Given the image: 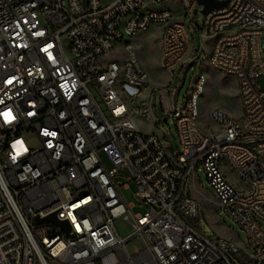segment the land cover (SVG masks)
<instances>
[{
    "label": "built area",
    "instance_id": "2783aa9c",
    "mask_svg": "<svg viewBox=\"0 0 264 264\" xmlns=\"http://www.w3.org/2000/svg\"><path fill=\"white\" fill-rule=\"evenodd\" d=\"M215 1L203 14L197 0H0V264H264V0ZM151 25L166 82L131 42ZM203 52L240 100L239 118L211 110L215 130L198 121L203 72L181 102L170 87ZM199 165L242 238L200 230L186 192ZM53 214L63 224L36 220Z\"/></svg>",
    "mask_w": 264,
    "mask_h": 264
},
{
    "label": "rangeland",
    "instance_id": "374dc122",
    "mask_svg": "<svg viewBox=\"0 0 264 264\" xmlns=\"http://www.w3.org/2000/svg\"><path fill=\"white\" fill-rule=\"evenodd\" d=\"M174 4L175 3L170 4L165 2L158 5V7H168L173 9ZM196 16L201 20L203 19L202 13H199L198 15L192 14L193 19L196 18ZM157 35L158 32L156 31V25H151L146 32L131 39V42L138 53L141 63L148 72L150 81L166 82L169 80L170 74L159 68V45L158 38L156 37ZM193 38L195 41V48L197 49L200 46V39L197 32L194 33ZM204 44H201V48L204 47ZM262 46H264V42H262ZM114 52L113 54H116ZM200 61H202L201 65L193 63L185 70L181 71L180 68L176 69L173 72L170 87L171 89H175L176 97L178 101L181 102L191 89L192 82L197 74L203 72L206 77V83L204 86V93L198 101L200 113L198 121L200 126H203L205 130H215L217 126L210 119V112L212 109H222L232 118H239L240 116L241 108L237 82L234 77L228 76L212 68L205 61L204 52L200 57ZM258 83L264 86V79H259ZM134 121L141 130L146 132L156 131L164 137L162 130L157 131L150 123L145 122L140 117H135ZM163 125L166 127L167 123L163 122ZM172 126L171 123L170 127ZM165 140L170 147L169 150L171 152L174 151L175 154H177L178 146L175 135L168 134L166 135ZM121 179L124 180L123 177ZM230 179L238 184V178L235 175L230 174ZM187 187L188 189L186 192H189L190 195L197 200L200 208V230L210 236L221 235L233 239L243 237V233L240 231L239 227L220 213L215 204L216 199L212 195V189L207 181L204 168L201 165L195 169L193 175L188 177ZM134 191L135 186L133 183L129 184L127 189H122L126 201L133 203V207L129 211L143 212L146 210V204L140 202V200L134 195ZM127 224H129V222L122 218L117 219L115 222V226L122 237H126L130 231ZM126 246L132 253L137 251L140 248L139 239L133 237Z\"/></svg>",
    "mask_w": 264,
    "mask_h": 264
},
{
    "label": "water",
    "instance_id": "95a60500",
    "mask_svg": "<svg viewBox=\"0 0 264 264\" xmlns=\"http://www.w3.org/2000/svg\"><path fill=\"white\" fill-rule=\"evenodd\" d=\"M197 1L199 4H201L203 6V9H202L203 14L207 13L208 11H210L212 9L221 7L225 4V2H217L215 0H197ZM36 220L37 221H42V220L55 221L59 224H63V223H61L55 219L54 214L49 215V216L45 217L44 219L36 218Z\"/></svg>",
    "mask_w": 264,
    "mask_h": 264
}]
</instances>
